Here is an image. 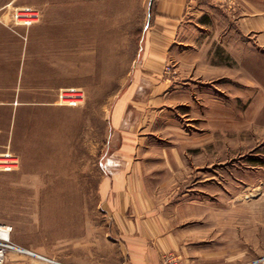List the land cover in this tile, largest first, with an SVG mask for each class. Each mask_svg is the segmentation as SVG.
I'll return each instance as SVG.
<instances>
[{
    "label": "rangeland",
    "instance_id": "374dc122",
    "mask_svg": "<svg viewBox=\"0 0 264 264\" xmlns=\"http://www.w3.org/2000/svg\"><path fill=\"white\" fill-rule=\"evenodd\" d=\"M143 1L0 0L16 89L42 91L0 94V225L59 264L127 263L125 233L157 264H264V36L246 30L264 0H200L163 61Z\"/></svg>",
    "mask_w": 264,
    "mask_h": 264
},
{
    "label": "crops",
    "instance_id": "0c3cea01",
    "mask_svg": "<svg viewBox=\"0 0 264 264\" xmlns=\"http://www.w3.org/2000/svg\"><path fill=\"white\" fill-rule=\"evenodd\" d=\"M200 0H144L145 11L147 13L148 19H150V24L147 27L145 35V56L146 59L150 61H163L167 58L170 51L173 49L178 35V31L187 23L190 16L195 14L200 6ZM247 3V2H246ZM251 8L253 4L247 3ZM258 6V5H257ZM259 9H256V13L260 14L259 16H254L253 18L246 19V30L252 32L253 29L260 34V38H263L264 33V9L262 5H259ZM252 12V10H251ZM255 25V27L252 25ZM252 24V25H251ZM0 30L6 32V27L0 24ZM10 42L9 39L0 37V94L21 92V93H39V89H16L19 85L22 84V75L24 70L27 69L25 61L26 59L22 58V55L18 54L16 58L13 57V54L10 55L6 52V46ZM16 63V65H15ZM23 86V85H21ZM26 102L24 105H28ZM23 105V104H22ZM5 120H2L1 125L4 126ZM12 125V119L9 120V126ZM8 141L11 139V133L7 135ZM121 236V234H120ZM123 236V235H122ZM125 237H128V240H124L123 248L126 249L127 254L130 257V261L121 264H146V260L143 259L142 255H148L150 263L157 264L156 257L157 253H160L161 250L151 249L148 246L146 240L141 236H134L131 233H125ZM132 255H141L137 256V259L134 260ZM135 261V262H134ZM148 263V264H150ZM7 264H31L28 262L20 261H11ZM92 264V263H90Z\"/></svg>",
    "mask_w": 264,
    "mask_h": 264
},
{
    "label": "built area",
    "instance_id": "2783aa9c",
    "mask_svg": "<svg viewBox=\"0 0 264 264\" xmlns=\"http://www.w3.org/2000/svg\"><path fill=\"white\" fill-rule=\"evenodd\" d=\"M14 21L16 24L30 27L39 21L40 13L37 9L32 7H21L15 9L13 13ZM60 102L68 105H81L84 103V93L77 90H69L62 92L59 95ZM0 231L4 233L0 236V263H2L7 254L12 252L18 255H23L31 259H35L41 262L49 264H58L56 261L50 259L47 256L37 254L30 250L24 249L12 242L10 236V229L0 225ZM26 251V254L25 252ZM161 264H181L179 259L175 255H166L162 258Z\"/></svg>",
    "mask_w": 264,
    "mask_h": 264
},
{
    "label": "bare ground",
    "instance_id": "6f19581e",
    "mask_svg": "<svg viewBox=\"0 0 264 264\" xmlns=\"http://www.w3.org/2000/svg\"><path fill=\"white\" fill-rule=\"evenodd\" d=\"M3 234H4V233H2V231H0V236L3 235ZM23 252H25V254H26V251L23 250ZM58 264H59V263H58Z\"/></svg>",
    "mask_w": 264,
    "mask_h": 264
}]
</instances>
